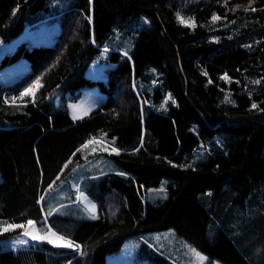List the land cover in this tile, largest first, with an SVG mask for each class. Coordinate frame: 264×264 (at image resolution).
Listing matches in <instances>:
<instances>
[{"label":"trees","instance_id":"16d2710c","mask_svg":"<svg viewBox=\"0 0 264 264\" xmlns=\"http://www.w3.org/2000/svg\"><path fill=\"white\" fill-rule=\"evenodd\" d=\"M53 1L0 0V37L9 46L0 68L26 58L30 72L15 86L41 83L21 112L0 92V264H107L130 236L161 229H174L212 261L264 264V0H72L52 13L56 40L29 45L25 32L47 18L39 14L51 12ZM141 21L131 52L106 44L115 28ZM105 48L116 63L108 78L87 76ZM155 74L162 84L143 91L140 81ZM85 85L107 95L89 115L76 119L52 107L51 95L66 100ZM164 88L174 98L168 113L151 100ZM97 138L117 148L104 154L119 169L96 177V218L51 217L82 253L48 242L5 250L1 241L23 232L3 231L5 221L33 219L44 230L43 194ZM202 141L212 146L209 158L185 164ZM164 182L169 195L154 203L149 190Z\"/></svg>","mask_w":264,"mask_h":264},{"label":"rangeland","instance_id":"374dc122","mask_svg":"<svg viewBox=\"0 0 264 264\" xmlns=\"http://www.w3.org/2000/svg\"><path fill=\"white\" fill-rule=\"evenodd\" d=\"M72 2V0H54L51 3L53 10L51 12L39 14V17L47 18L38 22L40 24L37 26L29 27L23 37L24 41L31 46L37 44H52L56 40L60 26L59 20L55 18L56 15L54 14L71 6ZM142 24L143 21L131 30L115 28L106 44L110 47H118L120 49L116 50L123 51L124 53L131 52L138 39V28H140ZM8 47L6 42L0 37V53L5 51ZM108 49L112 48L101 50L91 61L86 70L87 76L104 80L108 78L109 70L116 65V63L111 61ZM1 61L2 56L0 57V64ZM29 72L30 64L26 58H22L15 63L0 68V92H6L5 98L9 102L18 105L16 112L23 111V108L20 106L21 104L37 98V91L41 85L40 81L39 85H36L37 79L33 78L21 86H15V84ZM158 74H155L150 82L146 80L140 81L143 91L150 90L154 93V88L160 83L162 84V79L158 78ZM9 85H14L12 90L8 87ZM29 88L33 89L32 93L29 95H22L25 90ZM106 97V93L98 86L85 85L81 87L76 94L68 93L66 100L63 98V94L57 93L56 95H51L49 101L55 110H66L68 108L72 116L78 119L89 115L106 100ZM151 100L153 106L158 111L168 113L174 98L170 92L164 88V95L161 98L158 100L152 98ZM211 151L212 146L209 145L208 147L206 143L202 141L200 146L185 164L194 166L203 162L209 158ZM149 195L154 203L164 201L169 195L166 183L164 182L160 187L149 190ZM211 225L209 232L210 237L216 238L218 229H215L214 223ZM146 244L149 245V248ZM152 248L155 251L152 250ZM156 251L174 264H224L218 260L212 261L210 256L197 249L174 229L153 230L130 236L125 240L123 246L119 250L107 256V264H169L168 261H160L155 258L154 253Z\"/></svg>","mask_w":264,"mask_h":264},{"label":"crops","instance_id":"0c3cea01","mask_svg":"<svg viewBox=\"0 0 264 264\" xmlns=\"http://www.w3.org/2000/svg\"><path fill=\"white\" fill-rule=\"evenodd\" d=\"M111 149L113 150L117 148L108 142L97 138L93 149L84 153L82 158L78 159L72 165V170L67 173L68 176L62 177L46 190L40 200V204L46 217L44 230L41 229V226H39V224L33 219H29L35 222L32 227L27 225L29 220L21 224H13L12 221L6 220L4 226L12 224L25 225V227L23 228V232L21 234L1 241L4 249L17 252L21 249L37 248L41 243L47 241L32 240L29 236L24 235V232L38 231L40 235L54 233L55 235L65 237L73 243V247L69 249H72V251L76 250L79 253V249H82L81 243L67 236L65 232H60L57 228H55V226L51 224V217L53 215H58L60 218L80 220L96 214L98 210V203L92 196V192H95L97 187L96 177L106 171H118L119 169V166L116 163L107 162L104 153ZM97 156H99V158ZM90 173H96L95 177L85 180L84 176ZM91 205H95L96 211L94 214L89 211ZM60 220L63 221L62 219ZM68 223L76 224L77 222L70 220ZM69 226L72 225H65L64 227L68 228ZM21 240H26L28 243L20 244L19 242Z\"/></svg>","mask_w":264,"mask_h":264},{"label":"snow or ice","instance_id":"6c2138e0","mask_svg":"<svg viewBox=\"0 0 264 264\" xmlns=\"http://www.w3.org/2000/svg\"><path fill=\"white\" fill-rule=\"evenodd\" d=\"M178 15V19L181 23L185 24L186 26H194V19L192 21H187L185 20L183 17H180L179 14ZM213 21L220 19V17L218 16H213ZM227 78V77H225ZM36 85H39V81L36 82ZM33 91L32 88H29L27 90H25V92L22 95H29L31 94ZM253 107H256L255 104H253ZM91 143V141L89 142ZM107 150V149H105ZM113 151H117L115 149H113ZM89 211L92 212L93 214L95 213L96 209H95V205H91L89 208ZM92 218H96L95 215H93ZM35 222L32 220H29L27 222V225L29 227L34 226ZM25 225H12V224H8L6 226H4L2 228L3 231H8L9 229H13V228H24ZM24 235L29 236L32 240H38V241H47L48 243H52L54 244L56 247H67V248H71L73 247V243L70 240H67L65 237L63 236H58L55 235L54 233H48L45 235H40L38 231H25ZM54 237V238H53ZM20 244H27L28 241L26 240H21L19 242ZM78 247V246H77Z\"/></svg>","mask_w":264,"mask_h":264}]
</instances>
